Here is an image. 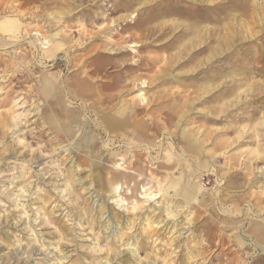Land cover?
<instances>
[{
    "label": "rangeland",
    "instance_id": "1",
    "mask_svg": "<svg viewBox=\"0 0 264 264\" xmlns=\"http://www.w3.org/2000/svg\"><path fill=\"white\" fill-rule=\"evenodd\" d=\"M194 2L0 0V264H264V0ZM156 23L177 26L137 36ZM42 36L69 39L45 57ZM147 57L169 75L125 72ZM139 99L158 122L179 106L197 150L178 116L153 142L100 131L108 101Z\"/></svg>",
    "mask_w": 264,
    "mask_h": 264
},
{
    "label": "bare ground",
    "instance_id": "2",
    "mask_svg": "<svg viewBox=\"0 0 264 264\" xmlns=\"http://www.w3.org/2000/svg\"><path fill=\"white\" fill-rule=\"evenodd\" d=\"M66 1V0H64ZM175 1V0H173ZM185 1V0H184ZM189 1V0H188ZM195 1L194 3H196V1L198 0H193ZM170 2V1H169ZM205 2V1H204ZM30 3V2H29ZM172 3V2H171ZM177 3V2H176ZM187 3V2H186ZM215 3V2H214ZM191 4V3H190ZM189 5V3H188ZM181 6V5H180ZM203 6V5H202ZM194 7V5H193ZM214 7V6H213ZM3 8V7H2ZM36 8V7H35ZM34 8V9H35ZM7 11H16V13H18V16L20 19H22L23 21V18L24 16L26 15V12H24V10L21 9V4L20 3H16V4H12V2L10 4H8L7 2ZM65 9V8H64ZM63 8H60V11H56L57 13V17H59L60 15H68L69 14V11L68 10H64ZM170 9V8H169ZM53 10V9H52ZM59 10V8H58ZM233 10H235L233 8ZM44 11V10H43ZM166 10H163L161 13H164ZM170 11V10H169ZM173 11V10H172ZM30 13L29 14H32L34 13V11H29ZM134 12V11H133ZM256 12V11H255ZM47 13V12H46ZM167 13V12H166ZM262 13V12H260ZM251 14V13H250ZM262 15V14H261ZM32 16V15H31ZM122 16V15H121ZM126 16L127 14H123L122 18H125L126 19ZM129 16H133L132 12L130 13ZM152 15H149L147 17V19L145 20L146 22L148 21H152ZM196 18H194L192 21L193 23H191V25L193 26V29L195 28L196 30H198L199 27H196L197 24H195L197 21V14L194 15ZM253 16V15H252ZM258 16V15H257ZM26 17V16H25ZM29 17V16H28ZM63 17V16H62ZM182 17V16H181ZM179 17V18H181ZM55 18H56V15H55ZM258 18V17H257ZM28 19V18H27ZM234 20V15L233 17L231 18ZM178 20V19H177ZM177 20L175 23H177ZM181 20V19H180ZM251 20V19H250ZM81 22V21H80ZM234 22V21H233ZM232 22V23H233ZM253 22V21H252ZM127 23V22H126ZM256 23V22H255ZM136 24V23H134ZM200 24V23H199ZM179 25V24H178ZM177 26V25H176ZM176 26H173L171 25L168 30L166 29V31L162 30V27L159 23H156V24H153V25H150V26H145V30L142 31V32H139L138 33V37H142V36H150V35H153L155 33H158L160 32V34L156 37V38H160V40L164 39V38H167L171 32H173L175 29ZM80 27V26H79ZM262 27V26H261ZM22 28V25H14V26H8L7 25V38H9V41L13 40V39H16L18 37H21L23 36L24 34L22 35H19L20 34V30ZM178 28V27H177ZM84 29V27L82 28ZM140 29V28H139ZM105 30V29H103ZM102 30V31H103ZM84 31H87V30H84ZM235 33V32H234ZM146 34V35H145ZM105 35V34H104ZM235 35V34H234ZM51 36H55V35H51ZM43 39L45 40V44L48 43V46L47 47H44V54H45V57H54V55L56 54L57 51L61 50L63 48V41H66V39H69V38H66V37H56L54 39H52V43L50 42L49 39L46 38V36H42ZM135 37V33L133 32H129V34L125 37H123L124 39H130V38H134ZM91 38V37H90ZM93 38V37H92ZM234 38V37H233ZM71 42V40H70ZM232 42V41H231ZM230 42V43H231ZM190 43V42H189ZM201 43V40H199V42H196L195 44H199ZM143 44V43H142ZM83 45V44H82ZM87 46V44L85 46H82L81 48L84 49L85 47ZM121 46H123V44H121ZM186 47V46H185ZM181 49V48H180ZM185 49V48H184ZM182 50V49H181ZM182 54V53H181ZM121 60V59H120ZM85 63V62H84ZM83 63V64H84ZM135 64H133L130 69H127L125 72H128L130 75H132L133 72H136L138 70H141L142 67L145 65L146 66V69L147 70H154L155 74L157 72H162L164 73L163 76L160 75V77H164L165 75H169V72H163L164 68L163 66H156L152 60V57H147L145 58V60H143L142 63H138V60L136 62H134ZM124 64V63H123ZM131 65V64H130ZM125 66V65H124ZM110 71V68H107V67H104L103 69H96V71L94 72V75L95 76H99L100 74L101 75H105L106 73H108ZM154 74V75H155ZM138 75V74H137ZM136 75V76H137ZM134 76V75H133ZM139 79V78H138ZM156 79V78H155ZM135 79L134 78H130V82L129 83H133ZM121 82V81H120ZM123 82V81H122ZM119 83V82H118ZM117 83V84H118ZM127 83V84H129ZM147 83V82H146ZM151 82L148 84L150 85ZM48 85V84H47ZM52 85V84H51ZM46 87V86H45ZM50 87V86H49ZM115 87H120L118 85H115ZM125 89V90H124ZM129 86H125V87H120L118 89V92L123 96L125 95L129 90ZM124 90V91H123ZM53 92V91H52ZM116 94V93H115ZM117 95V94H116ZM109 97V96H108ZM116 97V96H114ZM147 98V97H146ZM112 100V99H111ZM101 101V100H100ZM102 102V101H101ZM150 102H145L143 103L141 101V99L137 100V101H122L120 103H117V104H112V101H108L107 104H105L104 108L102 109H106L107 111H112L114 110L112 116H109L104 122H105V126L103 129H99L100 131H102L103 133H109L112 135V138L113 137H116L120 131H122L123 129L124 130H127V129H130V132H131V135L132 136H135L137 137L141 142L143 140H146L147 142H153V139L155 137H157L158 135H161L160 131L162 130V128H165V127H170L173 122V120L175 119L176 116H178L179 118L177 119V121L175 122V129H177V134L175 133V135L177 136L178 140H179V144L178 145H181V149L184 150V151H190V150H193V151H196L197 148H198V145H201V141H199V137H194L193 136V130H186L185 127L182 128L181 130L179 129V122L181 121V119L183 118V115L185 114L184 111H181V109L179 108V106L175 105L174 107L175 108H171V107H167L164 105L163 106V103H157L158 105V108H163V110H167L168 113L167 114H163L162 111H160V115H161V119L163 120L162 122H158L155 120V117L152 115L151 118H146L144 119L143 116L144 115H148L149 114V111H152L153 110V106L154 105H151L149 104ZM89 107V106H88ZM60 109V108H59ZM171 109V110H170ZM62 110V109H61ZM89 112V111H88ZM104 112V111H103ZM158 112V111H156ZM64 113V112H63ZM98 113V112H97ZM101 113V112H100ZM59 114V113H58ZM54 117V116H53ZM62 118V117H61ZM64 119V118H63ZM98 120V119H97ZM184 120V119H183ZM99 123V122H98ZM55 124V123H54ZM264 124V116H263V119L259 122V125H263ZM92 126V125H90ZM58 127V126H57ZM94 128V127H93ZM71 129V128H70ZM191 129V128H190ZM79 131V130H78ZM168 133H172L171 131L167 130ZM175 132V131H174ZM70 133V132H69ZM163 133V132H162ZM193 133V134H191ZM175 135H172L173 138ZM101 139V138H100ZM114 139V138H113ZM173 141V140H172ZM91 143H96L97 142V139H93L92 141H90ZM146 142V144H148ZM176 143V142H175ZM81 142L78 143V145L80 146ZM97 145V144H96ZM141 145V144H140ZM172 145V144H171ZM92 146V145H91ZM219 146V145H218ZM94 147V146H93ZM142 147V146H141ZM202 147V146H201ZM200 147V148H201ZM216 148V145L214 146ZM221 148V146H219ZM199 148V149H200ZM214 148V149H215ZM89 149V148H88ZM150 149V148H149ZM153 149V148H152ZM152 149H150L148 151V153H151ZM212 150V149H211ZM216 150V149H215ZM203 151V150H202ZM198 152V151H197ZM253 152H255V150H253ZM208 153V152H206ZM214 153V152H213ZM198 155V153H196ZM250 154V153H249ZM256 154V153H255ZM254 154V155H255ZM257 155V154H256ZM225 157V156H224ZM251 158V156H249ZM169 160H170V156H168ZM253 158V161L254 159L256 160L258 158V156H252ZM148 159H149V156H148ZM249 159V158H248ZM142 162L145 161V160H141ZM178 163V162H177ZM171 164V163H170ZM185 165V164H184ZM187 166V165H186ZM173 168V167H171ZM190 169V167H189ZM261 170V169H260ZM259 171V170H258ZM262 171V170H261ZM190 172V171H189ZM225 175V174H224ZM229 176V175H228ZM97 180L98 182L101 181V177L98 176L97 177ZM115 185V184H114ZM104 186V185H103ZM106 188V187H105ZM114 188V187H113ZM99 189V188H98ZM101 189V188H100ZM100 191V190H99ZM98 191V192H99ZM181 192V191H180ZM184 194L186 197H188L189 199H192L191 201H193L194 203L196 202H199L200 201V198H199V188L198 187H192V188H189V189H185L184 191ZM203 199V198H202ZM183 204V203H182ZM188 204V203H187ZM168 211V210H167ZM175 212V211H174ZM172 213L173 215H175V213H173L172 211L169 212V214ZM176 216V215H175ZM150 222V221H149ZM162 222V221H161ZM147 223V222H146ZM151 223V222H150ZM148 224V223H147ZM148 227V226H147ZM152 227V226H151ZM154 227V226H153ZM146 228V227H144ZM143 228V229H144ZM149 228V227H148ZM264 228V227H263ZM262 228V229H263ZM147 229V228H146ZM150 229V228H149ZM155 229V228H154ZM155 232V231H154ZM260 232V231H259ZM153 233V232H152ZM150 234V233H149ZM126 235V234H125ZM146 238V237H144ZM99 264V263H98Z\"/></svg>",
    "mask_w": 264,
    "mask_h": 264
}]
</instances>
